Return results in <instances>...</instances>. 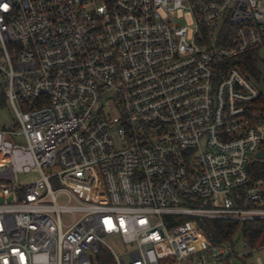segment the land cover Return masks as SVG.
<instances>
[{
    "label": "built area",
    "instance_id": "obj_1",
    "mask_svg": "<svg viewBox=\"0 0 264 264\" xmlns=\"http://www.w3.org/2000/svg\"><path fill=\"white\" fill-rule=\"evenodd\" d=\"M252 51L264 0H0V264H247L198 220H264Z\"/></svg>",
    "mask_w": 264,
    "mask_h": 264
},
{
    "label": "trees",
    "instance_id": "obj_2",
    "mask_svg": "<svg viewBox=\"0 0 264 264\" xmlns=\"http://www.w3.org/2000/svg\"><path fill=\"white\" fill-rule=\"evenodd\" d=\"M243 72L249 73L257 81L261 79V70L258 55L255 51L248 52L234 63ZM256 109H264V96H261L255 104ZM252 181H264V160H257L250 167ZM198 224L204 229L208 239L215 246H228L231 250L235 249V238L242 236L247 248L251 251L247 256H252L256 250L264 248V220L254 222H229L198 220ZM244 257V258H245ZM242 259V262H246ZM98 264H115L112 255L106 250H101L98 255Z\"/></svg>",
    "mask_w": 264,
    "mask_h": 264
},
{
    "label": "rangeland",
    "instance_id": "obj_3",
    "mask_svg": "<svg viewBox=\"0 0 264 264\" xmlns=\"http://www.w3.org/2000/svg\"><path fill=\"white\" fill-rule=\"evenodd\" d=\"M260 60L264 61V52L262 51L260 53ZM261 66L264 67V63L261 62ZM261 91L264 92V85H260ZM14 117V112L12 109L11 104L7 99H5L2 94L0 93V129H3L6 127L10 120ZM20 143L24 144L25 142L22 139L18 140ZM38 177V172L33 171L30 174H19L18 178L21 183H27L33 179H36ZM70 217L65 218V220H70ZM235 246L236 249L244 254L247 252L246 247L244 246V239L242 236H237L235 238ZM109 243L112 245V247L117 251L118 253H122L124 250V247L121 243L120 240H109ZM247 256V255H246ZM257 258H261L264 261V249L260 251H255L252 253V256L250 257H245L244 260L246 261L247 264H253Z\"/></svg>",
    "mask_w": 264,
    "mask_h": 264
},
{
    "label": "water",
    "instance_id": "obj_4",
    "mask_svg": "<svg viewBox=\"0 0 264 264\" xmlns=\"http://www.w3.org/2000/svg\"><path fill=\"white\" fill-rule=\"evenodd\" d=\"M257 158H259V159H263V158H264V149L261 150V151L257 154Z\"/></svg>",
    "mask_w": 264,
    "mask_h": 264
}]
</instances>
